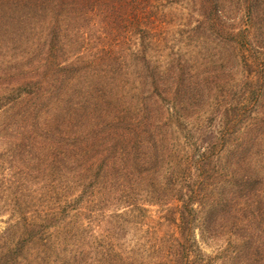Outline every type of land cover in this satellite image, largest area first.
<instances>
[{"label":"trees","instance_id":"obj_1","mask_svg":"<svg viewBox=\"0 0 264 264\" xmlns=\"http://www.w3.org/2000/svg\"><path fill=\"white\" fill-rule=\"evenodd\" d=\"M194 1L195 66L154 0H0V264H264V0Z\"/></svg>","mask_w":264,"mask_h":264},{"label":"rangeland","instance_id":"obj_2","mask_svg":"<svg viewBox=\"0 0 264 264\" xmlns=\"http://www.w3.org/2000/svg\"><path fill=\"white\" fill-rule=\"evenodd\" d=\"M236 2V0H228V2ZM155 6L158 7V11L161 14V19L164 21H166L167 24V29L168 31L163 32L162 34H166L164 37V41L162 42V48L161 49V44H160V48L158 50H155L152 53H149V55L152 56H157V61L162 62L163 60H167L168 59V55L169 56H173L176 57L177 54L178 55H184L187 62L190 65H197L201 63V56L199 54L200 51H204L205 48L208 49L207 54L212 55L214 53L215 50V45L217 44V50H220L223 48V46L225 47V45H221V43H217L215 41V39H213L211 37V35H206L204 36L202 33L199 34L198 31L196 32H191L189 29H179L180 25L183 24L184 22H181L182 20L187 19L190 20L188 21L191 24H188L190 26H193L192 24L194 23L193 18H191L190 16V12L192 11V9L195 6V1L194 0H154L153 3ZM234 4V3H233ZM185 21V22H186ZM224 27H229L228 24H224ZM179 30H184L182 32V35H178L177 32ZM204 34H208L207 32ZM262 40L264 42V32L262 34ZM227 45H229L228 43H225ZM1 119H5V116H3V114L0 116V120ZM42 169H40L39 171H41ZM38 171V172H39ZM41 173V172H40ZM39 173V177L40 178H44V182H47V184H50V182H58L62 183V180L66 181L69 180L68 182V198L71 197V195L73 193L76 192L75 187L73 186V181L78 179L77 174L75 173H71L70 175H64V178H60L57 181H55L54 179H52L51 176L47 175V173L42 172L41 175ZM66 176V177H65ZM63 181V182H64ZM53 184V183H52ZM58 184L56 186L53 185L52 190H56V187L58 188ZM32 189H36L37 193L36 196H40L41 194H45L47 192V188H42L41 186L39 187H35ZM3 203V201H2ZM174 205L175 203L172 202L170 209L168 210H162L160 212V208H162L163 206H150L147 207L148 210L150 211V214L153 215V217H157L158 213H160L161 215H163V217L167 220V222L163 221L161 222V219L159 220V227H158V232L160 231L164 237V239H169L173 234H177L179 232V229L176 228L172 222L176 221V212L174 211ZM102 207V212H103V206ZM10 207L7 206L6 210L2 213H0V230H4V228L7 227V224L11 221V216H10ZM106 212H108L106 210ZM171 221V222H170ZM146 230V227H143L140 231H130L129 232V238H131V234L133 232V238L135 237H140V235L143 234V232ZM195 233V237L197 240V243L199 245V247L201 248L202 251H204V253H212L213 251H216V249L214 247L211 246H205L202 242L201 239L199 238V232L197 230L194 231ZM144 235V234H143ZM142 235V236H143ZM141 236V237H142ZM81 240V237L78 236L75 240H72V242L69 243V245H67V252L72 254L74 251V247H76V243L77 241ZM75 243V244H74ZM73 244V245H72ZM62 248H64V246H62Z\"/></svg>","mask_w":264,"mask_h":264}]
</instances>
